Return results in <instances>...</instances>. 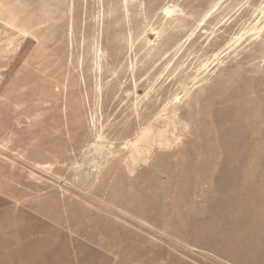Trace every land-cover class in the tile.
<instances>
[{
  "label": "rangeland",
  "instance_id": "1",
  "mask_svg": "<svg viewBox=\"0 0 264 264\" xmlns=\"http://www.w3.org/2000/svg\"><path fill=\"white\" fill-rule=\"evenodd\" d=\"M0 264H264V0H0Z\"/></svg>",
  "mask_w": 264,
  "mask_h": 264
}]
</instances>
